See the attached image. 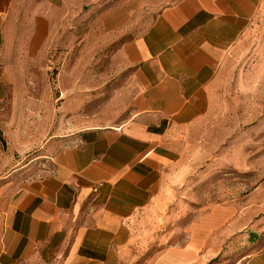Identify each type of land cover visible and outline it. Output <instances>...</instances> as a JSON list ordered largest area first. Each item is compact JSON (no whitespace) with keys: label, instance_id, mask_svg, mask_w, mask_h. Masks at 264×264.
Masks as SVG:
<instances>
[{"label":"crops","instance_id":"obj_1","mask_svg":"<svg viewBox=\"0 0 264 264\" xmlns=\"http://www.w3.org/2000/svg\"><path fill=\"white\" fill-rule=\"evenodd\" d=\"M262 14L264 0H0V264H132L145 219L157 232L140 264H264L258 210L191 211L172 179L223 60ZM72 42L107 50L124 110L86 116L66 91L69 75L87 88L84 67L63 66L54 117L48 59ZM70 120L84 124L66 132ZM38 146L51 156L35 172Z\"/></svg>","mask_w":264,"mask_h":264},{"label":"rangeland","instance_id":"obj_2","mask_svg":"<svg viewBox=\"0 0 264 264\" xmlns=\"http://www.w3.org/2000/svg\"><path fill=\"white\" fill-rule=\"evenodd\" d=\"M92 48L91 45L85 48L84 56L76 42H72L62 56L60 50L52 49L48 59L49 93L53 98L52 112L55 118L61 116V101L58 98L61 94L59 81L63 66H68L69 71L78 66L84 67L87 88L76 91V82L81 77L79 75L78 80V75H74V79L69 75L66 91L69 99H76L78 93L83 94L84 104L79 109L86 116L103 112L111 116L117 110H124L125 107L116 105L115 84L110 81L113 76L112 63L105 56L107 50L94 52ZM66 53L67 59L64 57ZM76 111L77 106L70 104L69 118ZM82 124L70 120L65 123V131H76ZM185 134L187 146L181 155L179 167L172 174L173 182L177 183L174 186L177 192L174 191V194L182 193L181 201L186 202L191 211L216 205L258 210L260 214L254 215L255 220L261 219L260 228L264 229V14L228 52L212 83L210 109ZM50 156L45 148L38 146L27 160L34 161L35 172H38ZM185 220L181 219V222ZM165 224L169 226L168 221ZM166 227L161 225L162 230ZM148 229L150 233L153 231L155 239V222L152 225L149 220L147 224L145 219L143 226L136 227L132 264H140L142 245H146L147 238H151L146 232ZM165 243L171 244V241ZM236 244L237 250L231 256L233 261L238 260L243 253L242 241ZM155 245V240H149L150 249Z\"/></svg>","mask_w":264,"mask_h":264}]
</instances>
